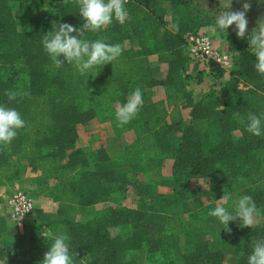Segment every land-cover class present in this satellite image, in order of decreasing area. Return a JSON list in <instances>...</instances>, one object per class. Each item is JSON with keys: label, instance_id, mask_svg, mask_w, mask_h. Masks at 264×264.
I'll use <instances>...</instances> for the list:
<instances>
[{"label": "trees", "instance_id": "obj_1", "mask_svg": "<svg viewBox=\"0 0 264 264\" xmlns=\"http://www.w3.org/2000/svg\"><path fill=\"white\" fill-rule=\"evenodd\" d=\"M163 3L171 21L160 40ZM200 7L195 0H130L123 24L114 19L92 37L87 31L80 37L119 44L122 55L82 75L67 62L57 68L42 44L53 22L82 27L77 4L0 0V105L16 109L26 122L0 151V189L33 179L34 195L55 205L52 212L38 209L34 223L11 246L5 239L11 221L1 214L0 198L2 264H23L14 259L15 246L23 247L24 240V257L40 264L60 233L70 238L76 264H223L227 248L237 259L234 264H248L254 242L264 240V224L241 227L237 220L229 223V233L209 215L213 202L195 209L191 200L204 193L213 201L217 191L219 198L230 197L223 206L231 212L236 200L249 195L264 217V135L247 131L249 113L261 118L264 127V76L255 68L248 36H235L234 69L222 94L194 100L181 78L189 59L186 37L214 24ZM128 41L138 42L140 50H128ZM150 55L168 63L165 80L155 79ZM211 67L212 75L222 73L218 65ZM241 82L250 88L240 89ZM159 86L165 100L147 103V90ZM137 88L143 107L121 127L116 110ZM6 92L17 93L16 99L9 100ZM186 109L188 120L182 114ZM93 119L111 123L117 136L133 130L136 140L114 158L93 140L81 145L78 127ZM167 159L174 161L171 191L157 194L152 187L158 185L142 168L150 165L162 177ZM142 177L146 185L139 183ZM192 179L208 182L212 190L192 191ZM166 182L162 178L161 184ZM130 189L140 198L137 209L122 204ZM208 222L213 235L206 230ZM208 236L222 247L213 249Z\"/></svg>", "mask_w": 264, "mask_h": 264}, {"label": "clouds", "instance_id": "obj_2", "mask_svg": "<svg viewBox=\"0 0 264 264\" xmlns=\"http://www.w3.org/2000/svg\"><path fill=\"white\" fill-rule=\"evenodd\" d=\"M68 3L69 0H64ZM80 9V16L85 23L80 29L68 23L53 22V28L44 35L42 44L53 64L59 68L65 62L73 65L80 74L101 70L109 63L113 64L121 55L122 47L119 44H108L103 40L88 41L81 39L84 32H100L113 23L115 19L123 24L128 17L125 8L128 0H72ZM219 14L216 17V26L221 30H228L235 25L238 38L243 39L248 31L247 12L251 9L250 3H243L242 11L232 10V0H218ZM257 26L248 35L249 48L256 57V70L264 76V17L256 21ZM9 100H15L17 93L6 92ZM143 107L141 89L137 88L128 97L127 102L116 110V119L123 127L134 119ZM243 122V121H241ZM26 127L21 114L14 108L0 105V151L9 147L17 137L18 131ZM247 131L255 136L264 135L262 120L255 114H248ZM227 194L219 200L210 216L218 218L224 226L223 230L231 232L230 222L240 221L241 227H252L255 218L262 215L252 197L243 195L234 202V210L228 211L223 202L229 200ZM29 210H26V212ZM69 237L60 233L54 237L40 264H76L73 254L70 253ZM78 256V253H76ZM248 264H264V240L254 242L253 251L248 257Z\"/></svg>", "mask_w": 264, "mask_h": 264}, {"label": "rangeland", "instance_id": "obj_3", "mask_svg": "<svg viewBox=\"0 0 264 264\" xmlns=\"http://www.w3.org/2000/svg\"><path fill=\"white\" fill-rule=\"evenodd\" d=\"M40 1L44 2L45 6H48V5H50L51 0H40ZM195 2H197L201 6L200 11L203 13V15L204 16L206 15V16H209L210 18H212L214 20V24H215L216 23V17L219 14L218 0H195ZM246 2L251 4V9L246 14V18L248 20V31H247L245 37L250 35L251 30L257 26L256 21L259 18L264 17V0H232V10L233 11H242L243 10V3H246ZM162 8H165V14H164V18H163L164 19L163 27H161V29H160L161 32H163V30L165 28L167 29V22L169 23L171 21L170 8L167 6L166 3L162 4ZM23 19L25 20L24 22H28L25 18H23ZM199 21H203V19L200 17ZM210 26H212V25H210ZM236 31L237 30L235 29V25H233V26H230L228 30H222L221 34H222V36H224L225 39H227V36H230L229 38H230V41L232 42V38L237 36ZM93 33L94 32L87 31L86 35L88 38H90V37H92ZM191 34H194V33H191ZM191 34H188V36ZM212 39H213V41H215L213 37H212ZM231 42H230V50H231ZM129 45H131V44H129ZM129 45L127 44V46H129ZM134 45L135 44H132V46H134ZM214 45H215L216 50L219 53H221L223 55L225 54V53L220 52L219 45H216L215 43H214ZM187 54H188V52H187ZM228 54L229 53H227L225 55H228ZM232 54L229 55V58H228L230 60L229 65H230V71L231 72L234 69V58H235V53L232 52ZM229 65H227V66H229ZM239 88L242 90H247L250 88V86L246 85L244 82H241L239 85ZM78 133H79V141L78 142L81 145L86 144L88 141H92V140L95 141L97 144H102L101 140L99 139L98 136H95L93 134L87 135L83 126L79 127ZM142 171H143V173L148 174V176H147L148 180H153L158 185V188L155 186L152 187V188H154L153 189L154 192L157 191L156 192L157 194L158 193L159 194L170 193L171 190L169 187L170 186L169 180L171 178L172 173H166L165 171H162V173H161L162 177H160L158 175L156 169L154 167H151L150 165L144 166L142 168ZM162 178H163V180L167 181L165 184H161ZM147 179L142 177L139 180V183L141 185H146ZM199 181L200 180L197 181L196 179H192L191 181L188 182V186L190 187V189L192 191H195V192H196V190H199V188H201L202 192L204 191L206 194L210 193V190H212L210 184L206 181H201V182H199ZM155 188H157L158 190ZM17 190H28L31 192V194L34 197L35 190L33 192L29 188H26L24 183H22V184L17 183L14 186H10V185L3 186L0 189V198L3 201L1 204V214L6 216L7 218H8V213H7L8 212V207H7L8 200ZM213 194H214L213 201L210 200V198H206L204 196V193L202 195H197L194 199L191 200V206L195 209H198V208L202 207L203 205L210 204L212 202L215 206H217V204L220 203L219 200L221 198H219V196H218L219 194L217 191L213 192ZM201 196H203V197H201ZM139 201H140V198L134 193V191L132 189H130L128 194H127V197L124 199L122 204L126 208L137 209L139 206ZM49 203L51 204L50 208H52V209L50 211H46V212H52L55 208L54 203H51V202H49ZM260 220L261 219L259 216L256 217L255 222H254L252 227L261 225ZM206 226H207L206 230H207L208 234L213 235L214 229H213L212 223L208 222L206 224ZM14 227H15V223L11 222V227L8 230V232L5 234L6 242L8 245H11V246H14L17 243L16 239L19 238L21 235L25 234V232H26V227L24 228L23 232L14 231L13 230ZM113 234L116 235L117 230H113ZM206 239L209 240L210 243H213V244H211L213 249H219L222 247V246L220 247V245L218 243H214L213 242L214 240L212 239L211 236L206 237ZM15 249H16L15 250L16 258L14 260H19V261L23 262V264H39V262H37V261L32 262V263H28L30 261H27L28 258L26 259L24 257V252L26 249V240H24V246L23 247L22 246L19 247L18 245H16ZM229 252L230 251L228 248L225 249V258H224V261H226L225 264H233V263H231V258L233 255H231V252L230 253ZM232 260H233V258H232ZM0 264H2V263L0 262Z\"/></svg>", "mask_w": 264, "mask_h": 264}, {"label": "crops", "instance_id": "obj_4", "mask_svg": "<svg viewBox=\"0 0 264 264\" xmlns=\"http://www.w3.org/2000/svg\"><path fill=\"white\" fill-rule=\"evenodd\" d=\"M199 31L212 36L215 40V44L219 45L220 52L225 54L229 53L228 55L232 54V51L230 50V36H227V39H225L224 36H222L221 34L222 30L216 26V23L212 26L202 27ZM159 32L161 34V37L159 39L162 40L163 32H161V30ZM127 44L131 45L127 46ZM132 44L135 45L132 46ZM126 46L128 50H133L134 52L140 50L139 44L136 41H128L126 43ZM148 59L152 66L155 79L165 80L169 70L168 63L160 62L159 57L157 55H150ZM218 68L222 71V73L220 75H212L211 71L209 72V70L202 65L198 66V68H194L187 63L186 70L182 72L181 78H186L187 89L192 91L195 101H200L208 95L220 96L222 94L224 83L229 79L231 71L230 65L226 66L225 68H220L218 66ZM165 98V90L163 87L160 86L153 89H148L146 92V102L149 104L159 100H165ZM182 114L185 120H188L190 118L189 109L183 110ZM80 126L84 127L87 135L93 134L99 137L102 145L106 148L107 153L111 158L116 157L125 147L132 144L136 140V134L133 130L126 131L121 135L117 136L111 123L101 122L98 119H93L85 125ZM155 165L158 166L157 163H155ZM173 165L174 161L172 159L165 160L162 166V171H165L166 173H172ZM201 181L202 180H200L199 182ZM23 183L25 184L26 188H29L34 192L35 184L33 182V179H25ZM50 206L51 204L46 201L45 198L34 195V211L23 222L15 224L13 230L23 232L26 226H30L34 223L36 219V211L38 209L50 211L52 209L50 208ZM259 217L261 219V225L264 224V217ZM215 231H218V227H215ZM232 258L231 263L234 264L237 259L234 255L232 256ZM225 263L226 261H224V264Z\"/></svg>", "mask_w": 264, "mask_h": 264}, {"label": "built area", "instance_id": "obj_5", "mask_svg": "<svg viewBox=\"0 0 264 264\" xmlns=\"http://www.w3.org/2000/svg\"><path fill=\"white\" fill-rule=\"evenodd\" d=\"M214 43L212 37L204 32L198 31L187 36L188 64L194 68L202 65L209 72L212 71V64H216L220 68L229 65V55L219 53ZM7 207L8 219L15 224L21 223L34 211V197L28 190H17L8 200ZM26 210L29 211L26 212Z\"/></svg>", "mask_w": 264, "mask_h": 264}]
</instances>
